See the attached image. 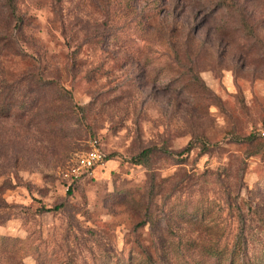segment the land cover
Returning a JSON list of instances; mask_svg holds the SVG:
<instances>
[{
    "label": "rangeland",
    "instance_id": "obj_1",
    "mask_svg": "<svg viewBox=\"0 0 264 264\" xmlns=\"http://www.w3.org/2000/svg\"><path fill=\"white\" fill-rule=\"evenodd\" d=\"M0 264H264V0H0Z\"/></svg>",
    "mask_w": 264,
    "mask_h": 264
},
{
    "label": "built area",
    "instance_id": "obj_2",
    "mask_svg": "<svg viewBox=\"0 0 264 264\" xmlns=\"http://www.w3.org/2000/svg\"><path fill=\"white\" fill-rule=\"evenodd\" d=\"M106 154L97 145V140L93 139L89 143V149L78 153L75 162L71 167V176L73 178L81 175H92L94 171L102 167L107 162Z\"/></svg>",
    "mask_w": 264,
    "mask_h": 264
},
{
    "label": "trees",
    "instance_id": "obj_3",
    "mask_svg": "<svg viewBox=\"0 0 264 264\" xmlns=\"http://www.w3.org/2000/svg\"><path fill=\"white\" fill-rule=\"evenodd\" d=\"M150 149H146L144 151H142L141 153H139L136 157L132 158L133 163L135 164H140L145 162L148 159V155L150 153ZM108 159V158H107ZM63 206V203L60 204H56L54 206L51 207H46V206H42L41 207V211L42 212H51V211H57L59 210L61 207Z\"/></svg>",
    "mask_w": 264,
    "mask_h": 264
}]
</instances>
